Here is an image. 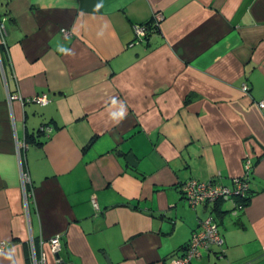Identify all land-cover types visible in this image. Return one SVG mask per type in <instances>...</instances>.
I'll use <instances>...</instances> for the list:
<instances>
[{"label": "crops", "instance_id": "obj_1", "mask_svg": "<svg viewBox=\"0 0 264 264\" xmlns=\"http://www.w3.org/2000/svg\"><path fill=\"white\" fill-rule=\"evenodd\" d=\"M0 15V264H57L56 235L61 264H166L208 215L223 244L191 264H264V0H0ZM190 179H245L249 199L191 209Z\"/></svg>", "mask_w": 264, "mask_h": 264}, {"label": "built area", "instance_id": "obj_2", "mask_svg": "<svg viewBox=\"0 0 264 264\" xmlns=\"http://www.w3.org/2000/svg\"><path fill=\"white\" fill-rule=\"evenodd\" d=\"M162 15L158 12L153 15V22L156 24L161 22ZM61 33L68 37L71 34L65 29ZM148 26L136 24L134 25V40L139 42L147 39ZM6 29L4 25V18L0 15V36L1 43L4 44V36ZM243 92H248L247 83L241 86ZM20 96L16 94H8V102L19 100ZM28 103L39 106H46L49 103V96L46 93L36 95L27 100ZM260 109H264V100L258 103ZM46 137H49L52 132V127L44 126L40 129ZM18 155L20 157V149L26 147L25 143H18ZM21 181L24 189L25 197L27 198V185H30V179L25 172H21ZM249 184L245 179H234L230 185L222 184L217 181H202L197 179H190L181 185V193L184 201L191 209L197 207H205L218 202H232L235 209H240L244 206L242 198L247 194ZM96 208V204L93 202ZM45 242L41 241L40 246L43 247ZM50 252L56 257L61 250V237L56 235L47 242ZM223 244L222 236L219 233L218 223L213 215H208L199 220L198 229L193 231L190 239L182 252L177 256L169 257L166 264H191L192 260L200 256L202 248L209 249L211 247L220 248ZM4 243H0V250L4 247ZM46 254L42 250L39 258L32 255V264H46ZM56 263L61 264L60 258L56 257Z\"/></svg>", "mask_w": 264, "mask_h": 264}, {"label": "trees", "instance_id": "obj_3", "mask_svg": "<svg viewBox=\"0 0 264 264\" xmlns=\"http://www.w3.org/2000/svg\"><path fill=\"white\" fill-rule=\"evenodd\" d=\"M159 24H160V22H158V23H154L153 22V16L151 17V19L150 20H148L147 22H144V23H141V25H147L148 26V33H147V38L154 32V31H156L157 29H158V27H159ZM43 107V106H42ZM44 126H48V124H44V125H42V126H40V128L38 129V131H37V135H35V137L37 138L38 136H41V135H43V136H45V134L40 130L41 129V127H44ZM32 140H34V136L32 135V136H28L27 138H26V143L27 144H29V143H31L30 141H32ZM249 191H250V188H249V190H248V192H247V194L242 198V203H244V204H246L247 203V201H248V199H249ZM219 203V202H218Z\"/></svg>", "mask_w": 264, "mask_h": 264}, {"label": "clouds", "instance_id": "obj_4", "mask_svg": "<svg viewBox=\"0 0 264 264\" xmlns=\"http://www.w3.org/2000/svg\"><path fill=\"white\" fill-rule=\"evenodd\" d=\"M103 34H104L103 31H100L99 33H97L98 36H103ZM59 51L62 53L68 54V55L74 54L69 49L64 48V47H61L59 49ZM116 101L117 100L115 98H113L112 105H115ZM110 115L117 123H119L120 120L124 119L125 116L127 115V109H126V106L124 105V103L120 102L119 111L118 112H111Z\"/></svg>", "mask_w": 264, "mask_h": 264}, {"label": "water", "instance_id": "obj_5", "mask_svg": "<svg viewBox=\"0 0 264 264\" xmlns=\"http://www.w3.org/2000/svg\"><path fill=\"white\" fill-rule=\"evenodd\" d=\"M126 160L128 161V164H129L130 166H132V167H135V166H136V162H135V160H134V157H133V154H132V153H130V154L127 156ZM56 257L59 258V254H58Z\"/></svg>", "mask_w": 264, "mask_h": 264}]
</instances>
